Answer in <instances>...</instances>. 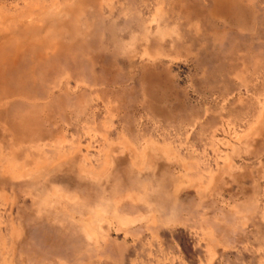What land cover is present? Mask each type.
<instances>
[{"label":"rangeland","instance_id":"rangeland-1","mask_svg":"<svg viewBox=\"0 0 264 264\" xmlns=\"http://www.w3.org/2000/svg\"><path fill=\"white\" fill-rule=\"evenodd\" d=\"M0 264H264V0H0Z\"/></svg>","mask_w":264,"mask_h":264}]
</instances>
